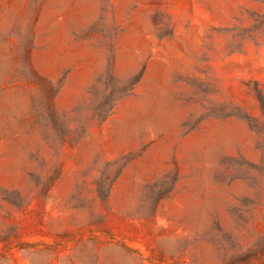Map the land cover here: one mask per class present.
<instances>
[{
    "label": "rangeland",
    "instance_id": "1",
    "mask_svg": "<svg viewBox=\"0 0 264 264\" xmlns=\"http://www.w3.org/2000/svg\"><path fill=\"white\" fill-rule=\"evenodd\" d=\"M0 264H264V0H0Z\"/></svg>",
    "mask_w": 264,
    "mask_h": 264
}]
</instances>
